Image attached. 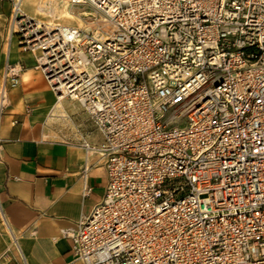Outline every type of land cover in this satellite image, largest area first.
<instances>
[{"label": "built area", "instance_id": "built-area-1", "mask_svg": "<svg viewBox=\"0 0 264 264\" xmlns=\"http://www.w3.org/2000/svg\"><path fill=\"white\" fill-rule=\"evenodd\" d=\"M10 1L7 59L18 35L101 135L80 143L104 159L106 187L64 231L75 259L264 264V0H45L80 26ZM7 62L0 113L23 67Z\"/></svg>", "mask_w": 264, "mask_h": 264}, {"label": "crops", "instance_id": "crops-1", "mask_svg": "<svg viewBox=\"0 0 264 264\" xmlns=\"http://www.w3.org/2000/svg\"><path fill=\"white\" fill-rule=\"evenodd\" d=\"M10 8L9 0H0V46L8 36L4 19ZM22 9L50 21L75 18L61 6L52 15L37 0H23ZM3 50L0 80L7 60L13 65L21 59L23 67L0 113V256L4 264H83L64 231L104 195V159L86 155L80 145L97 143L101 135L79 104L71 107L69 98L51 91L28 55L16 54L12 61L11 49L8 59ZM85 187L90 191L83 195Z\"/></svg>", "mask_w": 264, "mask_h": 264}, {"label": "rangeland", "instance_id": "rangeland-1", "mask_svg": "<svg viewBox=\"0 0 264 264\" xmlns=\"http://www.w3.org/2000/svg\"><path fill=\"white\" fill-rule=\"evenodd\" d=\"M26 1L27 0H25V2ZM37 1L41 5H43L44 10L46 9V11H49V13H51L52 15H55L56 11L59 9V6H60L55 1H45V0H37ZM10 3H11V8L10 9L12 10V1H10ZM11 10H10V13H11ZM23 12L25 13V11H23ZM70 12L75 17L74 19L61 18L60 21H58V22L61 23V24H66V25L69 24V25H77V26H80L82 24L81 23V19H80V14H77L74 11H70ZM26 15L29 16V17H31L32 19H35V20L40 21V22L47 23V21H50V19H49L50 17L49 16L44 15V14H41L39 12L38 13H36V12L27 13ZM10 24H11V22H10V14H9L8 17L6 19H4L5 31L8 30V27L10 26ZM17 39H18V35H15L14 34L13 35V38H12V43H11V46H10V49H11L10 58H11L12 61H14L16 59V56H17L16 54L27 55V53L21 52L20 49L18 48ZM3 47H4V50L3 51L5 53L6 52V49H7L6 43L4 45H1L0 46V51H1V49ZM29 58L31 59L32 57L29 56ZM69 103H70V106L71 107H72V105H77L78 104L75 100H72L70 98H69Z\"/></svg>", "mask_w": 264, "mask_h": 264}, {"label": "bare ground", "instance_id": "bare-ground-1", "mask_svg": "<svg viewBox=\"0 0 264 264\" xmlns=\"http://www.w3.org/2000/svg\"><path fill=\"white\" fill-rule=\"evenodd\" d=\"M22 1L23 0H16L14 1L13 3V6H14V9L15 10H18L19 11V14L18 16H25L26 14L23 12V9H22ZM65 13L69 16V18H73L74 16L71 14L70 11H67L65 8H63ZM40 13V12H39ZM42 14V13H41ZM26 17H29L26 15ZM59 21V17H54L51 21H47L48 23H56V24H60V25H66V24H61L58 22ZM82 23V21H81ZM82 25V24H81Z\"/></svg>", "mask_w": 264, "mask_h": 264}]
</instances>
